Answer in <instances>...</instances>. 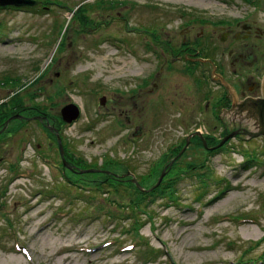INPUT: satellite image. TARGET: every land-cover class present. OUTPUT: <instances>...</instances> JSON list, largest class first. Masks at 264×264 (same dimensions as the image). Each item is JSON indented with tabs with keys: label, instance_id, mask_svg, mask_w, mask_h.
Returning <instances> with one entry per match:
<instances>
[{
	"label": "rangeland",
	"instance_id": "rangeland-1",
	"mask_svg": "<svg viewBox=\"0 0 264 264\" xmlns=\"http://www.w3.org/2000/svg\"><path fill=\"white\" fill-rule=\"evenodd\" d=\"M59 1L60 7L0 8V104L20 92L28 108L43 112V123L13 121L0 138V264H264L262 137L231 139L215 152L194 148L193 140L178 167L204 166L177 178L169 188L175 198L151 196L142 212L118 207L134 206L131 175L153 188L172 163L159 162L163 155L191 133L219 141L236 129L233 113L227 128L211 113L209 104L226 90L216 82L219 75L236 93L263 95L264 0ZM100 1H116L105 11L92 9L100 27L77 33V25L70 26L60 37L71 10ZM243 25L253 34L242 49L222 43L223 31L214 33L232 26L244 34ZM197 36L204 62L193 75L172 55ZM204 40L219 50L212 61L203 54ZM41 70L47 73L36 83ZM204 75L214 83L199 87ZM70 104L80 107L81 117L59 128L61 110ZM46 124L59 128L76 158L98 166L112 158L130 172L120 178L124 170H118L104 191L72 188L69 180L98 177L79 165L74 175L61 174ZM261 126L244 128L257 132ZM151 174L157 176L148 179ZM109 183H118L119 191H106Z\"/></svg>",
	"mask_w": 264,
	"mask_h": 264
},
{
	"label": "trees",
	"instance_id": "trees-1",
	"mask_svg": "<svg viewBox=\"0 0 264 264\" xmlns=\"http://www.w3.org/2000/svg\"><path fill=\"white\" fill-rule=\"evenodd\" d=\"M115 2H113V4L110 3L109 6L106 5V2H103V1H100L99 3H97V5L88 4L86 2V3H84L83 6L79 7L78 9L71 10V12L74 11V13H73V17H72L71 21L67 25L66 31H67V29L69 30L70 26H71V30H72L75 25H77V27H74L73 30H75V32H77V33H79V32L88 33L89 31L100 27L102 23H99V24L96 25L94 17L90 15V13L93 11L92 9L97 8L99 11H105L106 9H104V8H111V7L113 8ZM52 4L57 5V6L60 7L62 5V2H60L59 0L58 1H56V0L55 1H53V0H43L41 5L46 7V6L52 5ZM98 14H100V16L103 17V13L99 12ZM63 43H64V40H63ZM46 73L47 72L44 71L42 73V75L39 77V79L35 80L36 83H38L45 76ZM0 84H1V82H0ZM30 97H31V100L34 102L35 98H33V95L30 96ZM24 102H25V100L20 95V92H16V93H14L12 95V97L9 98L8 101L3 102V103L0 104V129H2V127L5 124V122L10 117H12L15 114H24L25 113L24 115L30 116V117H40L42 115L43 112H42V110H40V108L37 105L35 107L31 106V107L28 108L24 104ZM43 116H46V115H43ZM62 124H63L62 120L61 119L60 120L57 119V126L59 127ZM218 143H219V141L216 140V139H208V144L211 145V146L215 145V144H218ZM196 144H197V146H201L202 145L201 142L199 141V139H197V143ZM182 146H183V144L179 145L177 147H174L171 150V154L169 156L165 155L162 158L163 162H169L173 157L178 155L179 152L182 149ZM65 149H66V151L68 150L67 146H65ZM185 155L175 162L174 167L172 168L168 178L165 180L163 186H161V189H156L152 193L146 194V193H143V192L139 191L137 189V187L133 183H131L132 187H133L132 190L134 191V193L136 195L135 196L136 199L134 200V203H133L134 206L130 202V203L118 204V207L128 208L130 206L131 210L136 211V208H139V207L141 208L140 205L142 203H144V200L149 198V197H151V196H155V195H158V194H165L166 196H169L170 198H172L174 196V192L172 190H166L167 189L166 185L171 181V179L172 180H176L177 177L181 174L180 170H183V169L178 167V166L180 165L181 159L185 158ZM67 157L73 164L79 165L82 169H102V170L113 172V173H115V172L118 173L117 172L118 170L120 171V170H124L125 169V168L122 167V165H120L119 162L115 161L112 158L110 160L104 161L101 165L98 166L96 164H92V163H89L88 161H85L83 158H76V156L71 154V153ZM203 166L204 165L198 166V165L189 164L188 167H187L188 169H186V172H189V171L192 172L194 170H198V169H195V168H203ZM184 170H183V173L185 172ZM128 171L129 170L126 169L123 172L127 173ZM92 175L97 176L98 180L87 181V182L95 185L96 189L99 190V191H104L102 189L103 185H106L105 183L110 181L109 179L112 178V175H107V174H92ZM154 176H157V175L156 174H154V175L151 174L148 177V179L149 178H153ZM141 181H144V180H141ZM149 183H150V180H149ZM140 184L142 186H144L145 182L144 183L140 182ZM109 185L110 186H109V188L106 191H110L113 188L115 189L116 192L119 191L118 189L116 190L118 183H109ZM168 189H169V187H168ZM148 202H149V200H148ZM142 210L143 209L141 208L140 212H142Z\"/></svg>",
	"mask_w": 264,
	"mask_h": 264
},
{
	"label": "flooded vegetation",
	"instance_id": "flooded-vegetation-1",
	"mask_svg": "<svg viewBox=\"0 0 264 264\" xmlns=\"http://www.w3.org/2000/svg\"><path fill=\"white\" fill-rule=\"evenodd\" d=\"M236 27H240L242 24L241 22H237ZM230 27H224V26H220V27H215L214 28V33L219 29L221 31H223L222 36H221V41L222 43H234L235 48L238 49H242L244 46L247 47V45L245 44H240V43H245V41L249 38L250 35L253 34L252 32V28L249 25H243V28L245 33H242L241 31H236L233 32V29ZM230 28V29H229ZM233 36L236 40H232V41H228V39ZM202 38H200L199 36L196 37V39L194 40L193 43L191 42H183L184 47L181 46L180 50L183 54L187 55L185 56V58H189V54L188 53H192L193 52V56L194 58H192L191 60H193L194 62L197 61L198 63H200L201 61H203V59L201 58V50L198 49L200 44H203L201 42ZM200 43V44H199ZM239 43V44H237ZM204 53L206 55V60H211L213 57H216V55H219L218 52L219 50L217 49L216 46H211V40H204ZM238 46V47H237ZM191 50V51H189ZM178 51V52H179ZM234 52V49L229 50V53L232 55ZM174 53V50H173ZM238 57L239 58H243L244 54L243 51L241 50L240 52L237 51ZM176 57H180V55H177ZM205 59V57H203ZM212 61V60H211ZM204 62V61H203ZM262 83V82H261ZM263 84V83H262ZM263 95H259V94H244V93H237V101H235V97L231 94H228L226 92H222L219 93V95H216L215 99L212 100V103L209 104V106L212 109L211 113L215 114V118L214 120L218 123V125H221L222 127H229V123L226 121V119H229L230 117L234 119L231 120L233 125L236 126L235 130H241L244 129L245 126H249L251 124L255 125L256 124H260L262 125V123H264V117L263 119H261V117L259 115L257 116H252L250 111H242L243 110V103L246 101H254L255 103H257V101L263 99ZM235 108H237V113H234L233 116H230L231 113L233 112V110H235ZM242 109V110H241ZM210 111V108H209ZM217 112L220 113L219 115H217ZM243 114V116L239 115V114ZM264 115V114H263ZM249 120H251V122H249ZM208 122V121H207ZM238 137H243L242 135L238 136ZM264 138V137H262Z\"/></svg>",
	"mask_w": 264,
	"mask_h": 264
},
{
	"label": "water",
	"instance_id": "water-1",
	"mask_svg": "<svg viewBox=\"0 0 264 264\" xmlns=\"http://www.w3.org/2000/svg\"><path fill=\"white\" fill-rule=\"evenodd\" d=\"M39 4V1H36V0H0V7H6V6H14V7H34V6H37ZM264 80V79H263ZM262 92H263V96H264V84H263V88H262ZM101 103L103 105H105L106 103V98H103L101 99ZM243 109L244 110H247V111H250L251 114L253 115L254 112L257 111V114L261 117V119H263L264 117V98L257 101V103H255L254 101H246L243 103L242 105ZM234 114V113H233ZM80 115V112H79V108L76 106V105H69L67 107H65L63 110H62V116H63V119L65 122L67 123H72L74 122L75 120L78 119ZM17 118H20L19 116H14L12 117L11 119H9L7 122H6V125L3 129V131L7 128V125L9 124V122L13 119H17ZM261 131H257V132H251V131H244V134L249 136V137H258V136H261L263 135L264 136V123H262V126H261ZM3 131H0V134L3 132ZM238 132L232 134L230 137L228 138H231V137H234ZM199 134V133H198ZM225 139L222 144L228 140ZM190 139V138H189ZM188 143H189V140H188ZM187 143V145H188ZM187 146H185L186 148ZM60 150H61V154L63 156V148H62V145L60 144ZM164 174L163 173L159 179V181L162 180V178L164 177Z\"/></svg>",
	"mask_w": 264,
	"mask_h": 264
}]
</instances>
